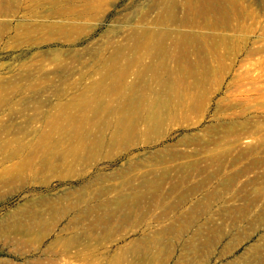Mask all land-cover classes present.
I'll return each instance as SVG.
<instances>
[{
	"label": "rangeland",
	"instance_id": "1",
	"mask_svg": "<svg viewBox=\"0 0 264 264\" xmlns=\"http://www.w3.org/2000/svg\"><path fill=\"white\" fill-rule=\"evenodd\" d=\"M0 264H264V0H0Z\"/></svg>",
	"mask_w": 264,
	"mask_h": 264
}]
</instances>
